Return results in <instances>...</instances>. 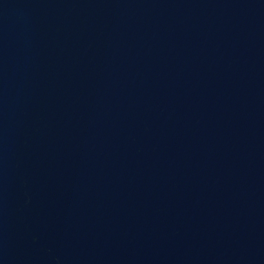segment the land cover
Listing matches in <instances>:
<instances>
[{"label": "water", "instance_id": "obj_1", "mask_svg": "<svg viewBox=\"0 0 264 264\" xmlns=\"http://www.w3.org/2000/svg\"><path fill=\"white\" fill-rule=\"evenodd\" d=\"M0 264H264V0H0Z\"/></svg>", "mask_w": 264, "mask_h": 264}]
</instances>
